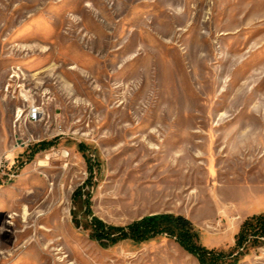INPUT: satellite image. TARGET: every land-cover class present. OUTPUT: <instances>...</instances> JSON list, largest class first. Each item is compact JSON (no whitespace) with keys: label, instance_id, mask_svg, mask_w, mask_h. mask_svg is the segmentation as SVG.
<instances>
[{"label":"rangeland","instance_id":"1","mask_svg":"<svg viewBox=\"0 0 264 264\" xmlns=\"http://www.w3.org/2000/svg\"><path fill=\"white\" fill-rule=\"evenodd\" d=\"M88 193L108 225L182 215L235 246L264 213V0H0V264H199L93 241Z\"/></svg>","mask_w":264,"mask_h":264},{"label":"trees","instance_id":"2","mask_svg":"<svg viewBox=\"0 0 264 264\" xmlns=\"http://www.w3.org/2000/svg\"><path fill=\"white\" fill-rule=\"evenodd\" d=\"M57 141L40 142L33 147V157L56 145ZM79 151L87 158L89 179L84 186L94 185L95 169L100 168V163L88 157L87 147L79 146ZM100 171V170H98ZM83 187L75 192V198L83 196ZM91 193L85 201L86 211L90 223L85 230L90 231L93 241L103 245H116L120 242L131 241L142 244L158 237H167L174 240L186 253L194 257L199 264H240L250 254L252 249L264 246V213L247 218L241 225L236 236L235 246L229 251L210 249L201 243L200 233L193 222L182 215L156 214L141 218L127 226H113L95 217L91 211ZM76 220V218H75Z\"/></svg>","mask_w":264,"mask_h":264},{"label":"built area","instance_id":"3","mask_svg":"<svg viewBox=\"0 0 264 264\" xmlns=\"http://www.w3.org/2000/svg\"><path fill=\"white\" fill-rule=\"evenodd\" d=\"M15 75H12V78H15ZM17 88H21L19 86H17ZM12 89V85L9 84L7 87V92H10V90ZM42 108L36 104H31L30 106H28L27 109V113L24 117V122L25 123H29V124H37V119H41L42 118Z\"/></svg>","mask_w":264,"mask_h":264},{"label":"bare ground","instance_id":"4","mask_svg":"<svg viewBox=\"0 0 264 264\" xmlns=\"http://www.w3.org/2000/svg\"><path fill=\"white\" fill-rule=\"evenodd\" d=\"M20 87V86H19ZM19 116L20 117H18V118H21L22 117V115H21V111H19ZM41 121V119H37V123H39Z\"/></svg>","mask_w":264,"mask_h":264}]
</instances>
